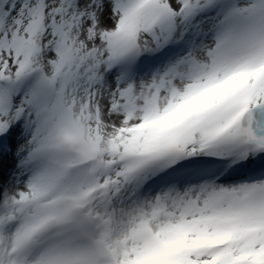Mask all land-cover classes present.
<instances>
[{
    "label": "snow or ice",
    "instance_id": "snow-or-ice-1",
    "mask_svg": "<svg viewBox=\"0 0 264 264\" xmlns=\"http://www.w3.org/2000/svg\"><path fill=\"white\" fill-rule=\"evenodd\" d=\"M0 264H264V0H0Z\"/></svg>",
    "mask_w": 264,
    "mask_h": 264
}]
</instances>
